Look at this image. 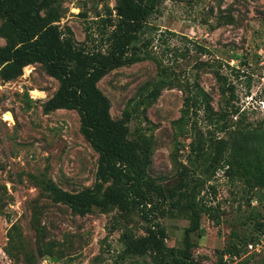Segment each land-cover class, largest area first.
Here are the masks:
<instances>
[{
  "label": "rangeland",
  "instance_id": "rangeland-1",
  "mask_svg": "<svg viewBox=\"0 0 264 264\" xmlns=\"http://www.w3.org/2000/svg\"><path fill=\"white\" fill-rule=\"evenodd\" d=\"M55 2L62 13L59 25L69 27L78 43L88 31L97 33L96 14H105L115 4V0ZM148 21L153 32H174L168 44L176 54L193 41L207 48L209 53L189 54L209 61L226 76L234 89L233 106L222 103L212 71L195 68L198 81L220 118L235 121L239 114L249 130L240 144L251 150L255 132L264 129V0H164ZM167 58H162L164 64L178 73L194 63L191 58ZM159 77L155 63L142 60L110 71L97 85L109 99L113 119L129 112V137L145 141L151 152L149 175L168 188L178 184L181 164H190V131L174 124L183 107L184 93L178 88H164L152 102L137 105L139 94ZM57 86L40 64L24 67L14 80L0 79V264H155L149 255H120L121 231L115 227L121 218L115 208L107 212L94 208L80 216L54 202L41 186V181L52 180L75 191L95 179L98 155L79 131L77 112L42 110ZM197 125L204 131L209 128L201 118ZM227 134L217 133L224 139ZM209 162L191 164L190 174L204 181L201 195L205 193V202L214 206L219 224L201 215L203 236L191 234L194 259L221 264L224 252L239 248L236 264H264V246L259 252L244 247V242L264 234V227L259 228L264 226V186H249L239 173L229 176L223 169L213 173ZM160 220L167 232L166 245L181 247L189 221L172 215ZM128 225L135 234L143 233L136 213L128 214ZM36 226L43 235L37 234Z\"/></svg>",
  "mask_w": 264,
  "mask_h": 264
},
{
  "label": "trees",
  "instance_id": "trees-1",
  "mask_svg": "<svg viewBox=\"0 0 264 264\" xmlns=\"http://www.w3.org/2000/svg\"><path fill=\"white\" fill-rule=\"evenodd\" d=\"M55 1L0 0V38L4 40L0 45V79L14 80L22 75L24 67L40 64L45 74L58 82L55 92L42 104L43 112L75 110L81 135L98 155L91 186L68 191L52 180L41 181V186L54 202L80 216L94 208L102 212L115 208L121 218V224L115 227L121 231L120 255H149L155 264H201L193 257L196 243L191 234L203 236V214L216 225L219 221L214 206L205 202V193L201 195L204 181L193 178L190 165H202L207 159L213 173L218 169L229 176L239 173L249 186H264V129L255 132L252 149L246 150L240 137L249 130L239 114L235 121L226 122L214 111L212 98L200 85L194 69L212 71L226 108L233 106V86L209 61L201 62L189 54L209 53L205 46L193 41L191 47L184 46L176 54L168 44L174 32H153L155 28L148 19L164 0H115L112 9L96 14L97 33L88 31L81 43L75 41L69 27L59 25L62 13ZM94 41L98 42L91 46ZM163 57L173 61L191 58L194 63L178 73L164 64ZM142 60L154 62L160 77L149 90L139 94L137 105L152 102L164 88H178L184 93L180 117L174 124L190 131V164H181L178 184L168 188L149 175L151 152L145 141L129 137V112L125 111L121 119H113L109 99L97 85L110 71ZM198 111H202L201 116ZM199 118L209 127L205 131L197 125ZM227 132L226 139L217 135ZM130 213H136L143 222L142 234H135L128 225ZM170 215L189 221L181 247L166 245L167 232L160 219ZM263 227L259 224V228ZM36 231L43 235L41 227L36 226ZM261 237L244 242V247ZM238 252L239 248L222 255L237 256ZM222 258L221 264H225Z\"/></svg>",
  "mask_w": 264,
  "mask_h": 264
},
{
  "label": "built area",
  "instance_id": "built-area-1",
  "mask_svg": "<svg viewBox=\"0 0 264 264\" xmlns=\"http://www.w3.org/2000/svg\"><path fill=\"white\" fill-rule=\"evenodd\" d=\"M264 246V235L261 239L254 243H248L246 249L248 252H259L261 248ZM225 264H236L237 256H229L228 254H224L222 258Z\"/></svg>",
  "mask_w": 264,
  "mask_h": 264
},
{
  "label": "bare ground",
  "instance_id": "bare-ground-1",
  "mask_svg": "<svg viewBox=\"0 0 264 264\" xmlns=\"http://www.w3.org/2000/svg\"><path fill=\"white\" fill-rule=\"evenodd\" d=\"M26 67H27V66H26ZM26 67H25V68H26ZM33 92H34V93H37L38 91H37V90H34Z\"/></svg>",
  "mask_w": 264,
  "mask_h": 264
}]
</instances>
